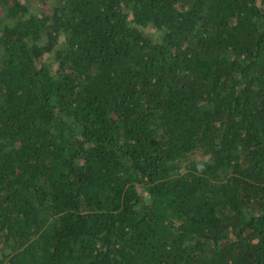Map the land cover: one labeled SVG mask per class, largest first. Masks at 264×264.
I'll list each match as a JSON object with an SVG mask.
<instances>
[{
	"label": "trees",
	"instance_id": "16d2710c",
	"mask_svg": "<svg viewBox=\"0 0 264 264\" xmlns=\"http://www.w3.org/2000/svg\"><path fill=\"white\" fill-rule=\"evenodd\" d=\"M29 1L0 0V264H264V0Z\"/></svg>",
	"mask_w": 264,
	"mask_h": 264
},
{
	"label": "rangeland",
	"instance_id": "374dc122",
	"mask_svg": "<svg viewBox=\"0 0 264 264\" xmlns=\"http://www.w3.org/2000/svg\"><path fill=\"white\" fill-rule=\"evenodd\" d=\"M30 4H32L35 7V10H45L48 11L49 9V4H47L46 1H40V0H30ZM199 159V158H204V156L201 153L193 154L191 155V159ZM187 162V161H186ZM182 163V168L184 167V163Z\"/></svg>",
	"mask_w": 264,
	"mask_h": 264
}]
</instances>
